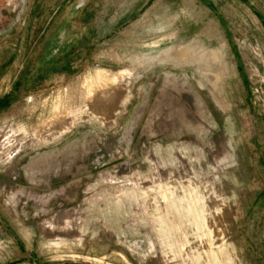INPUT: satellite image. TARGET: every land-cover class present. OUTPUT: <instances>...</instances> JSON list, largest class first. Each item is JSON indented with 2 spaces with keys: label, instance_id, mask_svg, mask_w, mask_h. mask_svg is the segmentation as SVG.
<instances>
[{
  "label": "rangeland",
  "instance_id": "rangeland-1",
  "mask_svg": "<svg viewBox=\"0 0 264 264\" xmlns=\"http://www.w3.org/2000/svg\"><path fill=\"white\" fill-rule=\"evenodd\" d=\"M0 132V264H264V0H0Z\"/></svg>",
  "mask_w": 264,
  "mask_h": 264
},
{
  "label": "bare ground",
  "instance_id": "bare-ground-1",
  "mask_svg": "<svg viewBox=\"0 0 264 264\" xmlns=\"http://www.w3.org/2000/svg\"><path fill=\"white\" fill-rule=\"evenodd\" d=\"M53 122V121H52ZM61 122V121H60ZM59 125V124H58ZM10 141V138L8 137V134L7 133H4V132H0V142L2 143V144H5V143H7V142H9ZM1 146H3V145H1ZM7 147V146H6ZM2 147H0V149H1ZM1 151V150H0ZM3 159V158H2Z\"/></svg>",
  "mask_w": 264,
  "mask_h": 264
}]
</instances>
